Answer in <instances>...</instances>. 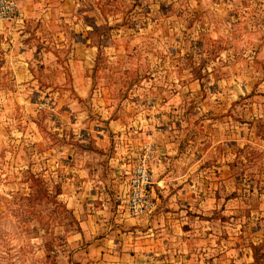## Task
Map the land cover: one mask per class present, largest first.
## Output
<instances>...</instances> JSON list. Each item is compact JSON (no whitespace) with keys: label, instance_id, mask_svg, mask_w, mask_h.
<instances>
[{"label":"rangeland","instance_id":"1","mask_svg":"<svg viewBox=\"0 0 264 264\" xmlns=\"http://www.w3.org/2000/svg\"><path fill=\"white\" fill-rule=\"evenodd\" d=\"M81 10L0 36V264H264V0Z\"/></svg>","mask_w":264,"mask_h":264},{"label":"crops","instance_id":"2","mask_svg":"<svg viewBox=\"0 0 264 264\" xmlns=\"http://www.w3.org/2000/svg\"><path fill=\"white\" fill-rule=\"evenodd\" d=\"M17 1L19 6L18 18L13 22H0V36H2V38L4 39L12 35H16V37H18L20 34L24 33V29L28 28L29 25L33 23H35V26H38L39 28L50 27L54 24L62 23L65 27L73 29V26L79 25L77 22H79L80 20L78 21V19H76V15L82 12L81 7L83 5V2H85V0ZM157 219H159L158 216L154 217L150 221H146L145 219L138 220L129 218L127 222H132L136 227H141L140 229H144V226L146 225V235L148 237H152L151 239H149L148 243L151 246L153 245L157 247L156 245H158L161 241L159 240V237L166 232L165 229L164 231H162L157 228L159 227L156 221ZM169 232L174 233L171 231ZM120 244L121 243H119V246H121ZM172 246H177L179 252H181L180 249H184L183 246L173 245L172 243H167V245L164 247L169 251L172 249ZM132 247L134 246L132 245ZM152 251L154 252L155 250Z\"/></svg>","mask_w":264,"mask_h":264},{"label":"built area","instance_id":"3","mask_svg":"<svg viewBox=\"0 0 264 264\" xmlns=\"http://www.w3.org/2000/svg\"><path fill=\"white\" fill-rule=\"evenodd\" d=\"M19 6L17 0H0V22H13L18 18ZM133 196L129 200V211L133 216L139 217L150 207V202L145 193V185L135 184L132 188Z\"/></svg>","mask_w":264,"mask_h":264}]
</instances>
